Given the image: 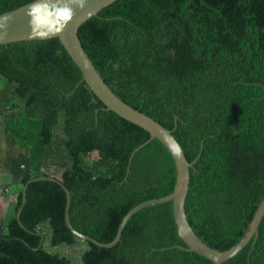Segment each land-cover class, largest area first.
<instances>
[{
    "label": "trees",
    "instance_id": "1",
    "mask_svg": "<svg viewBox=\"0 0 264 264\" xmlns=\"http://www.w3.org/2000/svg\"><path fill=\"white\" fill-rule=\"evenodd\" d=\"M26 1L0 0V11ZM76 34L109 88L170 129L192 161L184 211L194 232L217 249L234 243L264 193V0H112ZM25 119L37 122L32 138L6 130ZM0 125L2 184L17 185L0 218V264H211L171 246L184 242L170 200L137 208L104 246L65 225L62 186L38 178L25 187L24 227L17 222L21 185L55 176L52 167L71 225L99 241L174 182L155 137L128 161L148 131L104 107L56 36L0 43ZM76 241V258L49 248ZM218 264H264V210L256 235Z\"/></svg>",
    "mask_w": 264,
    "mask_h": 264
},
{
    "label": "water",
    "instance_id": "2",
    "mask_svg": "<svg viewBox=\"0 0 264 264\" xmlns=\"http://www.w3.org/2000/svg\"><path fill=\"white\" fill-rule=\"evenodd\" d=\"M112 0H87L85 6L80 8L77 0H28L15 7L0 11V43H5L18 39L31 38H45L48 36L30 35L33 32L29 24L30 17L26 14L30 6L36 4H47L50 8L53 6H69L73 9L74 15L66 27L56 36L62 47L68 53L74 64L77 66L80 79L84 80L90 90L102 101L106 109H111L121 117L141 126L148 131V137L142 142L132 148L128 155V161L134 150L139 148L151 137L157 138L169 152L174 165V182L171 191L157 197L148 198L135 203L121 216L118 222L114 236L109 241H99L88 234L75 229L67 216V207L69 202V192L67 188L60 182V180L52 175L40 174L28 177L20 188V204L17 207L16 219L17 222L24 227L18 219V212L25 199V187L28 181L38 178H48L57 181L62 186L64 198L63 220L65 225L77 236L87 238L98 245L109 246L113 244L120 237V230L126 221L127 217L137 208L147 204L160 202L164 200L171 201L172 218L177 235L184 242V245L173 244L179 248L193 250L211 260V264H218L223 259L234 254L241 246H243L251 236L257 233V224L264 210V193L256 203L250 218L247 220L242 233L238 236L236 241L223 249L214 248L206 244L194 232L184 211V197L188 188V172L192 161H188L182 151L180 144L170 132V129L164 127L157 120L148 114L130 106L119 98L100 77L95 69L90 58L82 48L76 34L77 26L89 15L96 13L102 6L106 5ZM176 149H179L180 155L176 154ZM40 233V239H41ZM169 246H162L166 248Z\"/></svg>",
    "mask_w": 264,
    "mask_h": 264
},
{
    "label": "clouds",
    "instance_id": "3",
    "mask_svg": "<svg viewBox=\"0 0 264 264\" xmlns=\"http://www.w3.org/2000/svg\"><path fill=\"white\" fill-rule=\"evenodd\" d=\"M87 0H77L78 6L83 8ZM26 14L31 18L29 21L33 32L30 35L51 36L60 33L71 21L74 12L67 5L50 8L47 4H36L29 7ZM176 154L180 155L179 149Z\"/></svg>",
    "mask_w": 264,
    "mask_h": 264
},
{
    "label": "rangeland",
    "instance_id": "4",
    "mask_svg": "<svg viewBox=\"0 0 264 264\" xmlns=\"http://www.w3.org/2000/svg\"><path fill=\"white\" fill-rule=\"evenodd\" d=\"M6 130L9 133H25L27 135H29V138L33 137V132L35 131V128L37 127V122L31 119H25V120H19L17 125H10V124H6ZM1 126V125H0ZM3 133L0 129V154L3 153V149H5V142H4V138H3ZM88 155L90 157H94L95 152L94 151H90L88 153ZM39 166H36V170H39ZM50 172H52L55 176L59 175L58 169L54 170V167L49 168ZM4 173V170L2 168V166L0 165V218L3 215L5 209L8 206V203L12 200L15 199V190L17 188V185H13V184H8L6 186H3V182L5 179L1 176V174ZM44 227V226H43ZM42 227V228H43ZM46 230V229H45ZM45 245H47V242H45ZM82 246V242L80 241H76L74 244L72 245H65L63 243H60L58 245H54L49 246V248H51L52 250H60V251H64V252H68L72 257L71 258H76V255L78 254L79 251V247Z\"/></svg>",
    "mask_w": 264,
    "mask_h": 264
}]
</instances>
